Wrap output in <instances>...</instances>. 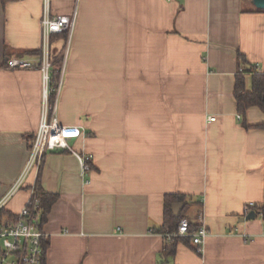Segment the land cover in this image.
Masks as SVG:
<instances>
[{"label":"crops","instance_id":"crops-1","mask_svg":"<svg viewBox=\"0 0 264 264\" xmlns=\"http://www.w3.org/2000/svg\"><path fill=\"white\" fill-rule=\"evenodd\" d=\"M48 4L75 16L69 38L49 39L61 68L48 101L61 124L82 129L68 143L91 168L84 177L70 150L48 151L6 202L15 214L35 188L58 194L43 222L46 264H157L167 193L184 194L191 215L201 201L208 234L201 253L178 242L164 264H264V217L239 220L264 200V129L245 126L264 115L239 113L233 96L240 66L264 72V10L252 0ZM43 9L0 0V196L26 164L43 89L37 66L6 60L38 53Z\"/></svg>","mask_w":264,"mask_h":264},{"label":"built area","instance_id":"built-area-1","mask_svg":"<svg viewBox=\"0 0 264 264\" xmlns=\"http://www.w3.org/2000/svg\"><path fill=\"white\" fill-rule=\"evenodd\" d=\"M49 0H44L43 15L41 18L42 43L35 56L10 57L6 60L8 68H27L37 66L42 74V106L40 120L33 137L28 145V158L26 164L8 190L0 196V264H41L42 263V242L46 234L43 230L40 212L38 209V198L36 188L31 196L17 213H2L9 198L23 185V180L30 168L39 166L44 155L51 150H70L78 159L82 176L86 177L90 169L88 161L90 155L77 152L71 148L68 139L83 135L81 128L61 124L55 114L56 97L52 104L49 103V92L51 90L50 72L52 59L49 49V39L52 33L66 32L68 38L71 35L74 25V14L51 15L49 13ZM58 80L55 91L59 89ZM240 118V115H238ZM214 117H209L213 120ZM87 181V180H86ZM253 202L247 203L244 213L250 211L249 207ZM244 214V215H245ZM261 216V215H260ZM197 226L189 230L187 218H182L177 230L172 235L189 236L193 249L201 253L205 238L208 234L207 227L203 222V215L200 211L197 216Z\"/></svg>","mask_w":264,"mask_h":264},{"label":"trees","instance_id":"trees-1","mask_svg":"<svg viewBox=\"0 0 264 264\" xmlns=\"http://www.w3.org/2000/svg\"><path fill=\"white\" fill-rule=\"evenodd\" d=\"M262 10L263 9H256ZM60 33V32H57ZM66 33V32H61ZM51 40V35H50ZM238 60L240 63L246 64V58L241 53L238 52ZM52 68L50 72L51 83L53 84L52 91L49 94V98L53 99L55 85H57L60 68H61V58L58 57L54 62H52ZM248 65V64H247ZM254 66L248 65L247 68L241 67L235 75V82L233 88V96L236 103V109L239 113L244 114L246 110L250 106H257L264 115V72L257 71L253 68ZM251 73V86L250 88H246L245 85V74ZM246 127H257L264 129V119L261 123L254 125H245ZM91 168V160L88 161ZM36 195L39 200L38 209L40 212L41 222L43 223L47 214L49 213L52 204L58 198V194L54 192H47L42 190L41 188H36ZM175 202H182L183 206L177 215H174L172 212V204ZM198 205V209L195 211L193 215L184 211V209H189L191 201L186 199V196L182 193H167L164 195L163 200V219L162 223L159 227L155 228V231L161 233L164 237V244L159 254V260L157 264H164L168 259L172 258L176 251V245L178 242H183L187 245L192 246L191 239L189 236L184 235H172L173 232L177 230V225L182 218H187L189 230H194L197 226V216L201 211V201H196ZM250 211L253 210L255 212L256 217L262 216L264 217V200L260 203H253L252 206L249 207ZM2 213L10 214L7 210H3ZM47 238L43 239L42 242V263L46 264V249L48 247Z\"/></svg>","mask_w":264,"mask_h":264},{"label":"water","instance_id":"water-1","mask_svg":"<svg viewBox=\"0 0 264 264\" xmlns=\"http://www.w3.org/2000/svg\"><path fill=\"white\" fill-rule=\"evenodd\" d=\"M252 3L256 8L264 10V0H252ZM182 206H183L182 202L173 203L171 207L173 214L177 215ZM253 218H255V212L251 210L245 215H243L242 217H240L239 220L242 221V220L253 219Z\"/></svg>","mask_w":264,"mask_h":264},{"label":"rangeland","instance_id":"rangeland-1","mask_svg":"<svg viewBox=\"0 0 264 264\" xmlns=\"http://www.w3.org/2000/svg\"><path fill=\"white\" fill-rule=\"evenodd\" d=\"M69 140H70V139H68V141H69ZM69 145H70V144H69ZM189 209H190V208H189ZM189 209H188V210H187V209H184V211L187 212V213H189V211H190Z\"/></svg>","mask_w":264,"mask_h":264}]
</instances>
